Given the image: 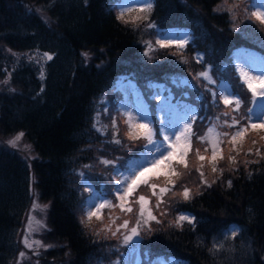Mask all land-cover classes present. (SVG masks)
Segmentation results:
<instances>
[{"label": "trees", "instance_id": "16d2710c", "mask_svg": "<svg viewBox=\"0 0 264 264\" xmlns=\"http://www.w3.org/2000/svg\"><path fill=\"white\" fill-rule=\"evenodd\" d=\"M224 1L155 0L148 20L136 28L117 19L113 0H0V139L23 132L34 152L27 161L22 152L0 146V264H23L32 253L23 242L31 214L44 220L43 233L36 234V226L31 231L44 245L39 264H123L122 255L136 242L143 254L174 255L179 264H264V131L249 130L238 138L236 150L229 137H222L224 158L218 152L216 161L222 174L211 170L210 145L196 138L213 121H218L220 133L235 129L222 126L229 118L221 113L230 109L222 102L213 106L206 82L195 78L204 67V62H196L195 52L203 53L217 81L207 87L216 89L221 81L233 86L244 100L241 113L251 93L235 73L234 48L253 47L264 56V46L256 42L264 38V25L245 15L247 0L233 12ZM149 22L192 31L193 39L183 50L187 63L181 62L176 45L162 48L156 43L158 32L146 27ZM33 50L36 54L28 53ZM45 52L53 59H44ZM122 76L144 89L150 80H163L167 93L193 106L198 118L192 146L206 156L201 162L189 152V167L178 168L179 177L161 169L149 176L157 185L154 190L146 185L136 190L129 201L144 195L145 218L151 209L159 223H142L139 237L127 244L123 231L136 226L138 204H132L131 213L105 207L99 219L93 216L90 221L85 210L86 179L105 187L113 204L120 203L109 192L110 175L139 143L128 140L114 110ZM185 80L195 87L185 86ZM112 117L122 145L110 142ZM94 123L103 130L97 131ZM249 149L252 154L246 155ZM229 155L235 156L234 163ZM101 159L113 164L105 166ZM201 163L210 187L196 171ZM181 185L191 190L190 200L179 194ZM163 187L171 191L161 193ZM33 195L43 203L45 218L35 213ZM158 199L164 203L157 209ZM183 213L196 223L177 227L176 218ZM125 219L129 228L113 236ZM233 225L239 229L234 238L226 234Z\"/></svg>", "mask_w": 264, "mask_h": 264}, {"label": "snow or ice", "instance_id": "6c2138e0", "mask_svg": "<svg viewBox=\"0 0 264 264\" xmlns=\"http://www.w3.org/2000/svg\"><path fill=\"white\" fill-rule=\"evenodd\" d=\"M134 3L139 5V12L141 15H136L131 19H126V14H130L134 11H137L136 8L132 5H120L121 11L117 19L122 20L125 24L131 23L134 27H140L141 23H144L148 20L146 15L143 13L150 12L153 3L152 0H134ZM227 3V0H225ZM240 8L239 3H233L231 7L226 10L233 12L234 9ZM245 15H249V18H255L261 25H264V0H247L246 7L244 9ZM146 27L152 28L155 27L154 23H147ZM162 48L169 47L172 43L171 41L165 42L163 39L156 41ZM189 40L180 38L176 47L178 52L181 54V62L187 63V60L183 57V50L188 46ZM85 58H87V53H84ZM43 58L46 60H52L53 57L51 54L45 52L43 53ZM197 63H203V57L197 56ZM264 63V62H262ZM235 73L238 74L240 81L247 88L248 92L251 93V100L249 106L245 109L244 113H241V107L244 104L243 98L240 96L239 92L235 91V88L231 85H225L223 81L220 82L219 86L216 89L207 87V85H215L217 83L214 79L211 72L210 66H206L205 70L196 73V79H202L206 82L205 90L211 94L212 105L218 106L219 103H223L226 108L230 109L229 111H224L221 113L222 116L228 117L223 121L222 126L235 129L231 134L228 132L220 133L216 130V125L212 124L208 127L206 133L202 136H196L197 140L200 143L207 142L211 147V170L213 173H216L218 170L223 173V169H218L216 165L218 152L220 153V159H223L222 149L219 145L224 141L222 137H229V143L232 144L233 150L237 148L238 138H243L249 130L260 129L264 131V66H261L259 69L248 65L241 64L239 62L235 65ZM43 75V72L41 73ZM185 86L195 87L191 85L188 81L182 82ZM160 94L157 93L153 99L158 101L157 111L163 113L162 119L159 123H154V121L147 114V106L141 105L135 111L124 109L121 115L124 116V123L127 126V138L130 141L143 140L145 143L143 145L144 149L147 152V155L144 157V162L139 166H136L128 170L127 175L123 179L117 180L119 187L115 188L116 199L120 202L118 205L113 204L112 200L108 199L107 195L97 197L100 201L99 204L95 203L90 197L88 200L89 211L86 213L88 220L90 221L93 216H97L99 219L98 213L101 209L107 207L113 209L119 207L122 213H131L133 211L132 204H138L139 210L136 219V226L132 227L129 232H126L123 236V241L125 244L132 241L134 236H139V228L142 223H148L150 220H156V217L152 214V210H147V218H145V205L148 203L144 195H139L137 199L133 202L129 201V197L133 196L138 188L141 185H146L151 189H155L157 185L150 182V177L148 174L154 169H159L162 165L168 169V174L171 176L179 177L181 175L178 172V168L181 166L184 169H188L189 165L187 162V157L189 152L194 151L196 159L198 161H205L206 156L201 155V150L199 148L193 149L192 146V137L196 135L193 132V124L198 118L197 112L191 108L190 105H180L173 104L170 96L164 97L163 103H159ZM176 112L178 118L176 120L172 119V113ZM217 120L220 119L218 116ZM112 127L115 129L113 138L110 142L115 143L116 145H122V141L117 138L119 135V127L117 126L116 117H112ZM93 127L97 131H102V127H97V124H93ZM106 127V126H105ZM24 133L20 132L16 134L12 139L8 141L9 145L12 147H17L19 142L23 139ZM261 139L264 140V135L261 136ZM256 140H252V144L255 145ZM25 148H29V145H24ZM205 152H208V148L204 149ZM252 150L249 149L246 155H251ZM256 154L261 155L260 149H256ZM239 155V152H237ZM228 160L230 163H234L236 158L235 156L229 155ZM100 163L108 166L112 165L113 161L108 159H101ZM203 163L200 164V167L196 169L199 172L201 177V183L208 184L207 180L204 179L205 173L201 170L203 168ZM88 167V166H86ZM117 171H119L117 169ZM190 174V173H189ZM82 175V174H81ZM158 178V177H157ZM172 183V188H175V183ZM215 183V180L212 181ZM229 187L231 186V181H228ZM91 188L90 185H86V190ZM182 191L179 193L184 200H190L191 190L186 185H181ZM171 191V188H160L161 193H167ZM153 195H156L153 191ZM175 195V193H174ZM164 203L162 199H158L156 207H160V204ZM127 205V206H126ZM36 207L34 203V208ZM47 207L46 205L44 206ZM95 209V210H92ZM166 214V213H161ZM119 219V217H117ZM115 223V221H112ZM159 223L158 220H156ZM187 222L188 224L194 225L196 223V218L181 214L176 218V226L182 227L183 224ZM33 219L30 217V222L28 225V231L31 232ZM35 223L42 227L43 225L39 221ZM130 221L125 219L123 222L117 226L116 231L112 232L113 236H116L121 229H128ZM239 229H235L231 232V236L234 238ZM24 245L26 248L33 250L35 247H44L41 241H32L29 242L28 237L24 238ZM47 247H51L48 245ZM216 247V245H214ZM19 256L23 258L25 256L24 252L19 253ZM19 264V262H18ZM119 264V261L116 262Z\"/></svg>", "mask_w": 264, "mask_h": 264}, {"label": "rangeland", "instance_id": "374dc122", "mask_svg": "<svg viewBox=\"0 0 264 264\" xmlns=\"http://www.w3.org/2000/svg\"><path fill=\"white\" fill-rule=\"evenodd\" d=\"M234 3V2H233ZM231 2H229V0H227V3H225V7H231V5L233 4ZM132 5V7L136 8L137 11L139 12V5L134 3V0H122L120 5ZM145 13H143L144 15ZM135 15V14H134ZM139 15H141V13L139 12ZM159 38L163 39L166 43L171 41L172 43H178L180 38H184L187 40H190V34L188 31L184 30V29H163L159 32ZM239 62L241 64H248L251 65L257 69H259L261 66H264V58H262L259 54H257L256 52L252 51V50H246V49H238L236 52V63ZM120 87H122L125 90L126 96L128 97L129 101L126 105V109L135 111L137 108H139L141 105H145L144 100L142 99L139 90L137 89V87L135 86V84L133 82H131L130 80H126V81H122L120 82ZM161 90L158 89V93ZM163 99L164 97L161 98V103H163ZM147 114L149 116V113L147 111ZM161 116V119L163 117V113L160 112L159 114ZM150 117V116H149ZM178 118L177 113L174 112L172 113V119L176 120ZM15 136V135H14ZM14 136H10L7 139H11ZM7 139H4V141H0L1 144H5V145H9V143L7 142ZM21 145L27 144L26 139L23 137V139L19 142ZM10 146V145H9ZM25 159L26 158H30L32 156H34V152L33 149L30 147V150L28 152H25L23 154H21ZM144 162V157L135 160L132 163V168L139 166L140 164H142ZM164 167V166H163ZM119 187V186H118ZM102 195H100L99 193H94L91 198L92 200L99 204V200L97 199V197H101ZM33 199H34V203L36 205V207L33 209L35 210V213H39L42 217L45 218V211L43 208V203L39 200V198L36 195H33ZM89 209V207H88ZM95 210V209H92ZM33 219V218H32ZM30 222V218L28 220V225ZM39 222L42 224L41 219H39ZM35 224V220L33 219V223L32 225ZM236 227L232 228L231 230L227 231V235L231 234V232L233 230H235ZM44 232L43 227H40L36 224V230L35 233L36 234H41ZM29 242H32V240L30 239V235H27ZM35 247V246H34ZM43 259V253H42V247H38V248H34L32 250V253L29 255L28 259L23 261V264H39V261ZM130 264H139V258L138 255L136 253H134L133 255L130 256ZM154 264H169V262L165 261L163 258L154 261Z\"/></svg>", "mask_w": 264, "mask_h": 264}]
</instances>
